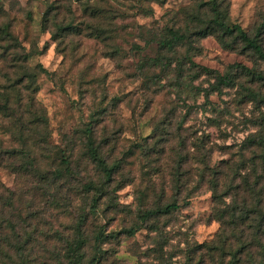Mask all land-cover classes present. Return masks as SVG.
I'll return each mask as SVG.
<instances>
[{
    "label": "rangeland",
    "instance_id": "374dc122",
    "mask_svg": "<svg viewBox=\"0 0 264 264\" xmlns=\"http://www.w3.org/2000/svg\"><path fill=\"white\" fill-rule=\"evenodd\" d=\"M51 1L69 4L75 23H92L82 15L77 0H0L5 11L0 21L10 22L21 45L19 52H30L27 69L37 71V90L32 96L47 118V148L43 149L49 150L38 149L36 159H30L36 178L42 180L38 177L58 173L60 158L54 157L55 150L71 143L75 159L72 169L78 178L73 186L98 177L94 164L83 154L82 131L89 123L96 143L104 141L101 151L107 162L121 161L111 186L122 183L113 194L114 207L101 204L96 214L88 215L84 225L90 237L86 257L94 255L92 237L101 231L113 236L102 242L99 264H218L217 254L211 260L203 246L216 238L221 225L212 214L211 176L200 161H205L203 153L209 151L208 164L218 166L221 182L232 176L233 162L251 161L254 153L244 145L264 129L259 124L264 104L257 106L245 97L239 84L262 93L264 86L240 77L233 86H221L219 90L211 87L216 74L234 71L236 64L264 72V60L240 48L223 47L213 36H207L197 41L198 51L193 50L191 58L210 69L208 74L178 80L173 73L147 81V77L152 79L159 73V68L140 65L157 55L158 50L155 42L147 43L151 38L140 27L158 30L175 23L177 17H183L175 12L195 7V0L143 1L152 9L149 15L138 11L139 0H108L114 5L121 3L118 6L125 11L122 18L116 19L119 34L115 43L119 52L113 57L109 56L110 43L89 36L87 30L53 40L50 31L41 26L46 3ZM226 3L229 23H238L250 35L255 34L264 21V0ZM66 12L62 7L60 16ZM260 35L264 38V31ZM185 48H181V54ZM37 63L47 72L39 71ZM18 74L20 70L9 60L0 59V89L7 87L11 91L9 85L15 84ZM18 85L15 89L21 88ZM2 137L5 145H17L9 136ZM178 177L179 184L184 185L181 197L188 201L179 200L181 206L173 213L141 224L138 214L142 210L171 200ZM0 182L15 190L42 184L36 179L27 184L7 169H0ZM57 190L60 202H65L66 188L50 187L48 194ZM42 193V189L31 190L23 198L32 207L22 208L21 216L27 211H37V216L28 219V227L16 222V231L19 240L32 231V250L25 256L29 263L57 264L62 250L52 229L60 233L73 229L76 215L88 201L72 188L68 193L70 207L51 208L46 201L50 195ZM134 224H140V228L133 235L123 232Z\"/></svg>",
    "mask_w": 264,
    "mask_h": 264
},
{
    "label": "trees",
    "instance_id": "16d2710c",
    "mask_svg": "<svg viewBox=\"0 0 264 264\" xmlns=\"http://www.w3.org/2000/svg\"><path fill=\"white\" fill-rule=\"evenodd\" d=\"M77 1L82 15L91 19L92 23L84 24V21L75 23L69 4L60 5L57 1H51L46 3V9L41 17L42 28L49 30L51 38L57 41L66 34H80L83 30H87L86 34L89 36L110 43L109 56L117 55L119 49L115 40L119 29L116 19L122 18L125 12L118 6L121 3L114 5L108 0ZM139 1L138 11L143 15H149L152 9L143 3L149 0ZM228 6L226 0H195V7L183 8L175 12L183 16L177 17L175 23L165 25L158 30L140 27L141 31L145 29L144 31L148 32L151 38L147 43L155 42L158 50L157 55L144 59L140 65L141 68L144 65L159 68V73L152 79L147 77V81L164 79L173 73L178 80L182 78L191 80L198 74H208L210 69L196 64L191 58L192 54H195L192 53L193 50L198 51L197 41L207 36H213L223 47L240 48L264 60V38L260 35V32L264 31V21L257 32L250 35L238 23H229ZM62 7L67 12L60 16ZM4 15L3 6L0 5L1 20ZM20 46L19 40L11 31L10 22L0 21V59L9 60L10 65L20 70L15 84L21 86L20 89H15L13 83L9 85L11 91H8L7 87L0 89V169H7L27 184H32L35 179L42 184L41 187H33V189L15 190L0 182V264H31L25 256L32 250L33 244L29 245L32 231L23 240H19L16 222H20L19 225H23L21 227H28V219H34L37 211H27L21 216L22 208L32 207V203H24L23 198L31 190L37 189H42L44 194L41 195L44 196L49 193L50 187L67 190L66 196L63 197L65 202H60L59 190L48 194L50 197L46 201H49L48 205L51 208L70 207L72 203L68 193L72 188L75 193L88 201L76 215L73 229L62 233L52 229L53 236L60 241L59 250H62L58 253L61 259H56L57 264L64 262L65 264H99L101 244L108 237L113 236V233L103 234L101 231H96L92 237L95 252L91 258H87L85 254L90 237L84 225L88 215L96 214L101 204L106 208L114 207L113 194L122 183L111 186L114 174L121 167V161L107 162L108 158L101 151V144L104 141L96 143L94 129L89 123L82 131L83 154L94 164L99 173L98 177L79 184V187L73 186V181L78 178L76 171L72 169V161L75 159H73L74 146L71 143L68 147L55 150L54 157L60 158L58 173L39 176L38 178L42 180L36 178L37 173L30 159H36L34 153L38 152V149L49 150L43 149L47 148L44 134L47 118L42 107L36 105L32 96L37 90V71L34 68L31 71L27 69L26 63L30 52L20 53L18 50ZM184 47H186L185 51L181 54V48ZM36 66L39 71L47 72L41 64L37 63ZM235 67L234 71L216 74L215 83L211 88L219 90L221 86H233L240 77H244L247 82L260 83L264 86V72L239 64ZM239 86H242L243 95L256 102L257 106L264 104V93L260 90H255L250 85H243L241 82ZM24 91L25 95H23ZM259 124L264 126V112ZM3 135L9 136L17 145H5ZM244 146L254 153L251 155V161L233 162L232 176L226 182H221L222 176L218 166L208 164L209 151L203 153L205 161H200L204 163L206 172L209 171L208 174L211 176L208 182L213 201L212 214L221 225L216 238L210 244L203 246L206 247L210 259L215 253L217 254L218 264H264V129L249 137ZM223 163L229 165V161ZM204 172L205 170L202 174ZM178 180L179 177L173 186L169 202L155 203L153 207L146 208L138 214L141 224L150 218L173 213L181 206L179 200L188 201L187 197H181L184 185L179 184ZM139 228L140 224H134L123 232L133 235Z\"/></svg>",
    "mask_w": 264,
    "mask_h": 264
}]
</instances>
